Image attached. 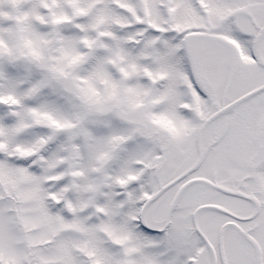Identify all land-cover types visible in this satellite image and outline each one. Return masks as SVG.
<instances>
[{
    "label": "snow or ice",
    "instance_id": "snow-or-ice-1",
    "mask_svg": "<svg viewBox=\"0 0 264 264\" xmlns=\"http://www.w3.org/2000/svg\"><path fill=\"white\" fill-rule=\"evenodd\" d=\"M0 264H264V0H0Z\"/></svg>",
    "mask_w": 264,
    "mask_h": 264
}]
</instances>
